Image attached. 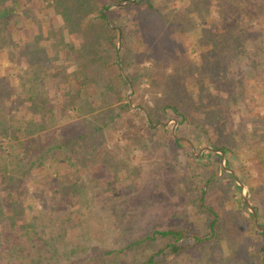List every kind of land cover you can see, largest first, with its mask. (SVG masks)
<instances>
[{
	"label": "rangeland",
	"instance_id": "1",
	"mask_svg": "<svg viewBox=\"0 0 264 264\" xmlns=\"http://www.w3.org/2000/svg\"><path fill=\"white\" fill-rule=\"evenodd\" d=\"M148 2L150 8L136 10L130 15L124 13V18L113 16V19L125 25L124 39L127 48L137 52L133 61L137 62L140 54L144 55L142 61L133 64H138V68H150L149 60L152 58L159 63L153 76L146 75L142 83L133 89L130 85L127 90L122 89L120 97L124 96V99L119 100L118 90L106 89V72L103 70L97 82L100 87H90L81 81L82 76L89 75L87 69L83 68V72H86L83 73L80 68L85 63L84 57L78 53L84 40L64 24L60 0H0V8L9 12V15H15H10L12 18L3 27L8 34H12V38L4 39L5 42L0 46V117L5 120L0 130L9 131L16 118L24 116L34 117L35 124L32 125L43 124L44 131L54 128L53 134L43 136L37 142L35 139L28 140L26 148L32 149L33 155L54 143L57 136L83 137L89 127H83L82 119L93 117L91 124L100 126L101 130L94 134L92 140L87 139L74 145L75 153L69 157L64 156L69 153L63 152L59 162H43L39 167L32 168L30 174L20 181L18 188L12 190L15 201L21 203L22 207H19L22 215L15 217L17 227L20 222L24 223L27 215H34V219L39 222L36 214L38 210L45 211L48 220L53 209L59 206V220L65 218L64 212H70L71 221L64 223L68 237L66 243L73 238L76 241L78 235L85 232V240L76 243V249L80 247V250L75 252L74 249L73 256L78 261L76 264H91L104 252L111 251L119 253L117 262L122 260L124 264H140L153 250L165 252V242L160 239L154 240L142 250L128 248L138 240L152 237L153 232L166 231L171 227L187 229L191 234L205 230V223L210 219L205 210H200L198 202L203 188L206 192L204 203L207 209L219 217L218 238L197 246L189 240L185 251L165 256L158 264H262L264 256L259 257V241L252 231V222L236 210L235 186L219 170L224 168L221 153L213 149V155L206 159L205 165H196L188 152L194 160L199 161L200 155L210 148L204 147L197 151L189 144L188 148L178 149L169 138V133L173 135L176 126L172 119L160 122L167 128L165 133L147 132L149 118L145 109L153 111L167 95H176V98L181 96L175 91V87L179 85L174 83L173 77L167 80V76L172 74V63L175 59L185 57L197 66L198 56L211 50L215 44V36L223 27V21L229 23L232 27H225L228 30L222 32L220 44L225 46L226 38L239 34L244 37V41L249 42L250 55L234 59L228 65L227 72L225 69L226 76L231 77L230 81L227 84L219 82L222 86L217 92L215 109L224 120L206 122L201 113H193L195 120L204 123L205 134L199 135L193 126H187L189 128L182 130V134L184 137L188 134V138H177L190 143L189 138L193 139L198 134V137L204 138V142L210 141L216 146L232 148V168L243 174L244 168L250 171L254 181L248 179L247 182H252L253 195L264 202V65H261L264 63V56H260L261 60L256 59L259 61L257 65V62L251 63L254 50L264 49V0ZM98 6L97 2L89 19L94 17ZM246 6L250 7L245 9L246 12L251 10L255 16L251 19V16L246 18L243 14L245 19L236 21L235 12L241 14ZM135 18L139 19L138 25L137 21H133ZM184 18L188 20L189 29ZM180 21L185 27L183 32L178 33L175 30ZM240 25L241 31L251 32L250 35L243 36ZM12 39L21 44L35 41L36 50L43 54L39 57L43 62H26V56L20 54L18 49L9 53L8 48L13 45ZM140 39L145 42L143 48H137ZM232 45L223 48L234 58ZM107 50L109 44L102 41L100 55ZM33 71L45 74L44 84L38 86L40 95L37 101H45L42 104L45 105L46 112L27 107L26 94L21 93V90L25 92L28 84L23 86L24 89L17 86L21 80L27 81ZM175 75H178L175 78L180 83L186 84L188 95L195 91V83H192L194 79L200 77L207 82L205 72L198 66L189 68L188 74L176 71ZM166 81L167 86L164 85ZM173 85L174 88L171 87ZM98 88L99 91L102 90L99 95ZM17 90L20 91L19 99H23L22 104L17 98ZM90 95L97 100L89 102L96 109H93L95 111L92 117L90 112L84 116L82 113L66 110L69 103L73 106L70 96L73 101L82 103ZM102 99L105 101L102 102ZM201 100H189L190 106L199 102L206 104L205 96ZM18 102L21 105L19 108ZM184 107L186 111H191L186 102ZM48 110L52 111L51 115ZM87 125H90V121ZM1 143L5 142L0 140V145ZM37 144L40 147L36 150ZM217 155H220V159ZM60 175H63V186L58 182ZM232 175L235 177L234 173ZM73 183H77L80 188V199L71 191ZM24 190L30 195H24ZM3 194L4 192H0V201L5 208ZM239 194L245 198L244 189L242 193L239 190ZM247 208L249 212H253L249 205ZM6 214H9L7 210ZM8 216L12 217L11 214ZM51 219V228H56V218ZM80 219L82 222L79 224ZM8 224L10 222L6 221L5 226L10 229ZM3 237L8 238L9 235ZM13 242H17L15 235ZM110 258L111 256L104 258L105 262ZM21 264H26V260Z\"/></svg>",
	"mask_w": 264,
	"mask_h": 264
},
{
	"label": "trees",
	"instance_id": "2",
	"mask_svg": "<svg viewBox=\"0 0 264 264\" xmlns=\"http://www.w3.org/2000/svg\"><path fill=\"white\" fill-rule=\"evenodd\" d=\"M97 2L99 6L96 7L95 15L89 19V15L91 14L92 9ZM97 2L96 0H60L59 6L61 8V17L63 18L64 24L67 25V28L71 31H74L75 33H78L84 40L78 53L84 57L85 63H83V66H79L81 68V72H83L84 70L82 69L85 68L87 69L89 75L83 74L84 76H82L81 81L83 83L86 82L90 87L94 86L97 88L99 86L97 85V82H99L100 75H102L101 71L103 70L106 72V89L118 90L119 92L117 95L120 97V94L122 95L121 90H127L128 85H130V87L133 89L134 86L142 83V79L146 75L148 77L153 76V72L159 63H157V59L152 58L151 61L149 60L151 64L150 68H138V64H133L142 61V57H144V55L140 54L138 61H133L137 55V52L131 51L129 48H127L124 39L126 34L125 25L113 19V16L119 15L120 17L124 18V13L130 15L136 10H144L146 7L150 8V5L148 0H106V2L104 0H97ZM110 5L113 6L109 8ZM249 8L250 7L246 6L244 9H242L244 12H241V14H238L236 11V14L232 13V15H235L236 21L240 18H249L250 16L252 19L255 14H252L251 10L248 12L245 10ZM12 14L13 13L10 15ZM243 14H245V17ZM10 15L9 12H5L4 9L0 8V46L5 42L4 39L10 40L12 38V34H8L3 28L5 25H7L9 21L8 19L12 18ZM138 20V18H135L133 21H137L138 25ZM183 21L187 26V29H189L190 26L187 25L188 20L184 18ZM222 24L223 27L216 34V42L213 44L212 49L205 51L198 56L199 63L197 66L200 70L205 72L207 82L205 83L203 78L200 77L194 79V82L192 83H195V91L192 95H188L185 90L186 84H184V82L180 83L176 79L178 75H175V73L176 71L179 73L180 71H183L185 74H188L189 68H196L197 66L193 62L186 60L185 57L178 58V60L175 59V61L172 63V74L167 76V80L173 77L174 83L179 85V87H175V91L181 96L176 98V95L172 97L167 95L164 100L160 101L162 102L160 105L153 108L154 110L151 111L152 113L145 109L149 118V122H147L146 125V131L149 133L151 132L152 134L158 132L165 133L167 128L164 124H160V122L163 123L169 119H172L176 126L174 134L170 135L169 133V138L178 149L183 147L188 148L189 144H191L194 150L197 151L204 147L210 148L209 151L206 150L200 155L199 161L194 160V157L190 154V152H188L189 157L193 159V162L196 163V165H205L206 159L213 155L214 150L223 155L224 168L219 170L222 174L227 176L230 182H232L235 186L236 194H234V203L237 206L236 210L245 215V217L249 218V220L252 222V231L257 235V240L259 241L257 250L259 257L261 258V256H264V232L256 230L255 226H253L252 213L248 211L246 203L240 197V186L236 184L239 183L242 185L243 189L245 190L246 202L256 216L258 227L264 229V202H261L259 198H256L255 195H253L254 192L251 185L252 182H247L248 179L254 181L252 180L251 173L246 168L243 169L244 174L239 172L236 168H232V162L230 161L233 152L232 148L228 146H216L212 142H204V138L198 137L200 134H205L204 123L199 122L200 120H195L193 115V113H201L204 116L206 122H208V120H210V122L216 120L221 122L224 120V118L221 117V113L217 112L215 109V105L217 104V92L220 91V87L222 86L219 84V82H225L224 84H227L230 81L229 79L231 77H227L226 72L228 65L234 62V59H239L242 55H246L245 57L250 55L248 47L249 42L244 41V37H241L239 34H232L230 38H226L225 46L220 44L219 40H222V32L228 30L225 29V27H232L229 23L226 24L225 20ZM178 25L179 26L175 31H178V33L183 32L185 26L182 24V21H180ZM192 27H194V24ZM250 33L251 32L246 30L241 31L243 36L250 35ZM118 40H120V43L119 48L117 49ZM102 41H106L109 44V50L106 52L103 51V53L100 55ZM12 42L13 45L11 48H8L9 53H13V49H18L20 54L26 56V62H43L39 59V57L43 54H40V52L36 50L35 41L23 42L21 44L18 43V41L12 39ZM138 42L137 48H143V46L145 47V42L143 43L141 39L138 40ZM230 45L233 46L234 58H231V56L228 54V50L225 49ZM221 50L222 52L219 53L218 51ZM1 52L2 51L0 49V53ZM253 55L254 56H251L252 64L257 62V60H261L260 56H264V49L256 48ZM255 56L256 58H254ZM258 62L255 65H257ZM4 63L7 64L6 62ZM261 65H264V63ZM133 76H135L134 80L132 79ZM29 77L30 78L27 79V81L21 80L18 82L19 84H17V86L22 88L24 85L27 86L28 84L25 92H22L21 90V93L26 94L25 101L29 103L25 104L27 107L33 108L34 111L36 109H43L46 112L47 109H45V105L42 104L45 103V101H37V98L40 95L38 86L40 84H44L45 74L41 73L40 71H33L30 73ZM170 81L172 82V80ZM164 85L167 86V81ZM174 86L175 85L171 87L174 88ZM182 90L183 92L181 93ZM101 91H99L98 88L97 94L99 95ZM19 92L20 91L17 90L18 99L20 96ZM203 96L206 97V104L205 102H202L203 104L199 102L195 106H190L189 100L195 99L196 101H202L201 98ZM87 97L85 101L83 100L82 103H79L73 101L72 96H70L69 100L73 102V106L72 103L70 104L68 102V106L65 107L66 110L82 113L84 116L88 115L90 112L91 116L94 114L93 112L96 109L91 106V103L89 105V102H91V100L94 102L97 100H95V96L92 95ZM120 99H124V96L120 97L119 100ZM22 100V98L19 99L20 104L23 103ZM101 101L104 102L105 99H102ZM185 102L191 111H186L184 107ZM104 105L108 107L107 103ZM20 106L21 105H19L18 108ZM148 109L149 111L151 110L150 108ZM0 111H2L1 107ZM30 111L35 113L31 109ZM49 111L50 110H48V112ZM48 114L51 115L52 111H50ZM12 118L14 117L12 116ZM16 119L17 120L10 126L11 129L9 131L3 129L0 130V140L5 142L1 143L0 145V192H4L3 197L6 205L5 208H3V203L0 201V222H2L0 224V262H3L4 264H21L24 260H26V264H76L78 261H75V257L73 256L74 249H76L77 241L85 240V232H83L81 235H78L76 241H74L75 238H73L74 240L72 239L69 243H66V238L68 239V237L67 233L65 232L66 230L64 229V223L71 221L70 212H64L63 215H65V218L63 220H59V216L61 217V212L60 210L58 211L59 206L54 205L56 207L53 209L54 212L51 213L52 215L50 216V219H46L45 215L48 216V214L45 211L38 210L36 214L39 217V222L34 219V215H27L25 221H23V219L21 220L24 223L21 224L20 222L19 226L17 227L15 217L22 215L19 209V207H22L21 203L15 201V195L12 190H16L18 188L20 181L25 179L30 174L32 168L39 167L43 162L45 164H47L46 162L48 161L56 160L59 162L63 152L69 153L68 155H64L67 157H69L70 154H74L75 152L73 146L77 145L79 142H85L87 139L92 140V138H94V134L101 131L100 126L91 124V121L94 119L93 117L91 119H82L81 122L83 123V127H89V131L85 132L83 137L80 135L65 137L57 136L54 143H52L47 148H44V150L40 151L39 153L37 152L38 154L33 155L32 149L26 148V144L29 142L28 140L35 139L37 142L38 140H41L43 136H49V134H53L52 132H54L55 129L51 128L48 131H44L45 126L43 124L32 125L35 124L34 117L32 116H30V118L24 116L22 118ZM89 121L91 126L87 125ZM4 122V118L0 117V128L4 126ZM30 125L31 127H29ZM187 126H193L199 134H197L193 139L189 138L190 143L181 138H177H186L188 136L187 134L184 137L182 134V130L189 128ZM100 139H102V136H100ZM39 147L40 145L37 144L35 149L37 150ZM51 157H54L55 159H51ZM217 158L220 159V155H217ZM228 171H232L235 174V179L232 175L233 173ZM61 177H63V175H60L58 182L59 185L63 186L64 179ZM70 188L73 195L80 199L81 193H79L80 188L78 184L73 183L71 184ZM23 194L26 196L30 195L27 190H24ZM200 194L201 197L198 198L199 208L200 210H205L207 218L210 219L207 221V223H205V230L202 229L201 231L203 232L200 231L198 233L191 234L187 229L171 227L166 231L153 232L152 237L148 236L144 240H138L135 243L129 245L128 248L135 247L137 249L141 248L142 250L146 245H150L154 240L160 239L164 240L165 242V246L163 248L165 252L160 249L153 250L143 258L140 264H158V262L163 261L165 256L177 255L188 248L187 245L189 240H192L193 244L197 246L208 243L213 238H218L217 232L219 231V217L215 212L207 209V206L204 203V196L206 192L203 188L201 189ZM50 199L53 200V198ZM6 210L12 215V217H9V214H6ZM52 217L56 218V228H51L50 222ZM6 221L10 222V224H8L10 229L5 226ZM78 222L80 224L82 220L80 219ZM4 235H9V237L5 238L3 237ZM14 235L17 237L16 243L13 242ZM79 250L80 247H77L75 252ZM117 255H119V253L115 251L104 252L102 256L97 258L95 262H92L91 264H124L121 262L122 260L117 262V259H119L117 258ZM108 256H111V258L105 262L104 258Z\"/></svg>",
	"mask_w": 264,
	"mask_h": 264
},
{
	"label": "water",
	"instance_id": "3",
	"mask_svg": "<svg viewBox=\"0 0 264 264\" xmlns=\"http://www.w3.org/2000/svg\"><path fill=\"white\" fill-rule=\"evenodd\" d=\"M172 132H173V130H172ZM208 150H210V149H208ZM223 160H224V157H223V155L221 154V162H223ZM234 179H235V177H234ZM238 184H239V183H238ZM239 186H240V191H241V193H242V191H243V187H242L241 184H239ZM241 198H242V200L246 203V200H245V198H244L243 195H241ZM246 206H248L247 203H246ZM252 217H253V222H254L255 228H256L258 231H260V232H264V229H261L260 227H258V225H257V221H256V217H255V214H254L253 212H252ZM262 264H264V258H262Z\"/></svg>",
	"mask_w": 264,
	"mask_h": 264
}]
</instances>
